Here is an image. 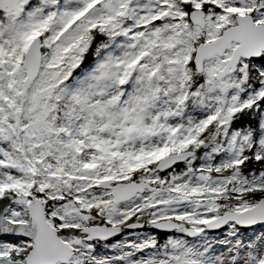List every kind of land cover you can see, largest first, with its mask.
Instances as JSON below:
<instances>
[{
	"label": "snow or ice",
	"instance_id": "6c2138e0",
	"mask_svg": "<svg viewBox=\"0 0 264 264\" xmlns=\"http://www.w3.org/2000/svg\"><path fill=\"white\" fill-rule=\"evenodd\" d=\"M0 264H264V0H0Z\"/></svg>",
	"mask_w": 264,
	"mask_h": 264
}]
</instances>
